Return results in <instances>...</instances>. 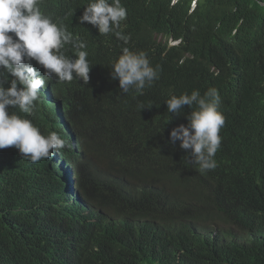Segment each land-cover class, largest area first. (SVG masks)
I'll use <instances>...</instances> for the list:
<instances>
[{
    "label": "trees",
    "instance_id": "1",
    "mask_svg": "<svg viewBox=\"0 0 264 264\" xmlns=\"http://www.w3.org/2000/svg\"><path fill=\"white\" fill-rule=\"evenodd\" d=\"M87 1L41 9L84 37ZM121 2L136 51L159 65L155 88L123 93L109 66L123 44L91 38L88 84L57 86L61 105L42 114L51 125L62 112L83 139L78 172L94 210L70 220L50 167L0 149V264H264V0ZM209 87L223 156L200 172L167 137L192 109L170 114L165 100Z\"/></svg>",
    "mask_w": 264,
    "mask_h": 264
},
{
    "label": "clouds",
    "instance_id": "2",
    "mask_svg": "<svg viewBox=\"0 0 264 264\" xmlns=\"http://www.w3.org/2000/svg\"><path fill=\"white\" fill-rule=\"evenodd\" d=\"M42 2L0 0V149L14 151L32 163L45 162L56 177L51 183L58 185L53 202L59 211L70 220L88 219L94 207L77 165L85 155L84 141L62 112L48 125L42 111L61 105L53 97L57 86L81 80L88 84L92 65L87 59V43L91 38L94 44L103 40L107 47L123 44L121 54L109 65L111 78L119 80L123 93L153 90L160 68L151 64L146 52L136 51L121 0L85 2L78 15L87 28L81 29L84 37L43 12ZM175 43L178 40H169V44ZM165 101L170 114L180 115L186 105L192 109L187 125L169 130L172 144L200 172L219 167L224 145L220 130L226 122L219 107V90L209 87L203 94L198 89L190 94L171 93Z\"/></svg>",
    "mask_w": 264,
    "mask_h": 264
},
{
    "label": "bare ground",
    "instance_id": "3",
    "mask_svg": "<svg viewBox=\"0 0 264 264\" xmlns=\"http://www.w3.org/2000/svg\"><path fill=\"white\" fill-rule=\"evenodd\" d=\"M183 115V114H182Z\"/></svg>",
    "mask_w": 264,
    "mask_h": 264
}]
</instances>
